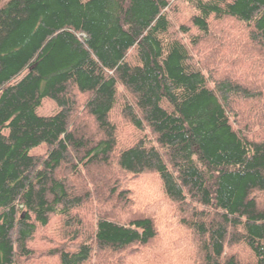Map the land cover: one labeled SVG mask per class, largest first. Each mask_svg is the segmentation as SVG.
<instances>
[{"label":"trees","instance_id":"trees-1","mask_svg":"<svg viewBox=\"0 0 264 264\" xmlns=\"http://www.w3.org/2000/svg\"><path fill=\"white\" fill-rule=\"evenodd\" d=\"M173 1L0 6V264H131L149 250L154 213L109 184L113 162L121 176L158 175L187 232L174 251L189 243L192 264H264V0H190L178 32ZM240 38L253 84L198 60L214 43L221 62ZM46 100L56 112L41 114ZM101 184L121 216L88 218ZM239 246L251 260L227 252Z\"/></svg>","mask_w":264,"mask_h":264},{"label":"rangeland","instance_id":"rangeland-1","mask_svg":"<svg viewBox=\"0 0 264 264\" xmlns=\"http://www.w3.org/2000/svg\"><path fill=\"white\" fill-rule=\"evenodd\" d=\"M7 1L8 0H0V6L6 3ZM193 13L194 10L190 5V0H174L172 2V8L169 12L173 24V29H174L173 31L178 32L179 27L182 24L184 23L187 24L189 19L192 17ZM221 29L222 28L218 25L214 28V31L218 32ZM236 33L239 35V31H237ZM233 41L234 39L232 40V42ZM239 41L242 45L239 44L238 42H235L236 46L237 47L240 46V47L239 48L235 47L234 49L231 44L232 42L227 41L226 46L223 49H221L222 53L219 52L222 59L221 62L217 61V55H218L217 45L213 43L210 44V46L208 45L206 48L203 47L204 45H202L201 46L202 48L201 47H200L201 49L199 48L201 55L198 60H201V62L207 64L211 63L210 66L212 70H215L216 77H220L222 76V73H224L225 76L230 75L232 77H238L240 79H244V81L249 82V84H253L252 81L255 82L257 81V79L252 77L251 73H253V69H252L253 67H251V64L250 65L248 64L249 62H251V60L249 59V55H248L247 63L237 61V58L244 61L245 52H247L244 47L248 46L249 42H246L243 38H240ZM250 47L251 46L249 45L248 51L253 50V48ZM239 50L243 54V58L240 55ZM257 60L259 63L256 64L255 66L264 65V63H261L263 61L261 57L257 56L256 61ZM56 111H57L56 104L50 100H46L44 103V107L41 109V114L50 115ZM115 121L117 124L120 125V130H122V132H120V135L122 137L121 140L123 141V143L128 144L133 142L134 134H133V129L129 126V122L125 119L120 120V116L118 115L115 116ZM92 133H93L92 131L89 132L90 137H92L91 136ZM255 134L260 135L257 132ZM45 152H46V147L45 145H43L33 150L32 153L36 155H43ZM97 170L98 168L92 169V173ZM101 170L103 171V173L106 172L105 177L107 178V180H109L108 181L109 184L115 182L118 183L119 192L123 190L124 191L130 190L131 196L135 202L133 203L132 206L135 211H138V208H140L141 210L151 209V212L154 213L153 216L157 221V225L160 233L156 243L153 244L149 250H141V252L136 254L133 257V259L129 262H131V264H192V260L195 255L194 254L195 250L191 245H189V243L184 244L185 247L179 248L178 252L174 251L175 243L179 242V240L184 238L187 235V232L184 228L179 226L178 211H176L174 204L168 201L163 190V185L158 175H156L155 173H147L137 177L127 176V175L121 176V174L116 173L117 168L114 162L111 163L109 167ZM96 175L97 173H93L94 177ZM83 184L84 183L81 181H76L74 185L83 186ZM100 186H101L100 187L101 193L103 192V194H99L95 196V199L93 201L94 203L93 208L96 211L93 213L94 209L93 210L91 209V211L87 213L88 218L91 219V217H94L96 212H98L99 214L100 212L103 213L105 211L106 212L110 211L115 214L118 212L117 216L118 217L121 216L120 213H122L123 210L121 209V207L115 206V204L116 203L119 204V202L118 201L116 202V199L114 202L109 201V195L105 193L107 191L106 189L107 186H104L102 184ZM77 191L79 190L77 189ZM54 228L55 226L49 230H46L45 233L51 232L52 234H55L56 230ZM57 246H60V244ZM177 246L181 247V243H178ZM227 252H229L230 254L235 253L236 255L239 256V258H241L244 261L251 260L252 258L250 252L246 248L240 246L231 249L229 248ZM122 258L123 256L121 257V260ZM40 262L56 264V261L53 262L52 259H47V260L40 259L37 263Z\"/></svg>","mask_w":264,"mask_h":264}]
</instances>
